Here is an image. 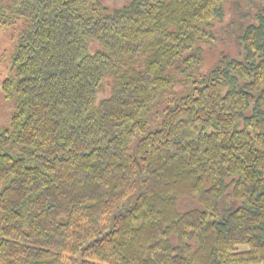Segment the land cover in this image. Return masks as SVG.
<instances>
[{"label":"trees","instance_id":"16d2710c","mask_svg":"<svg viewBox=\"0 0 264 264\" xmlns=\"http://www.w3.org/2000/svg\"><path fill=\"white\" fill-rule=\"evenodd\" d=\"M0 264H264V0H0Z\"/></svg>","mask_w":264,"mask_h":264},{"label":"rangeland","instance_id":"374dc122","mask_svg":"<svg viewBox=\"0 0 264 264\" xmlns=\"http://www.w3.org/2000/svg\"><path fill=\"white\" fill-rule=\"evenodd\" d=\"M21 22V20H18L0 29V128L8 127L12 111V103L3 98L1 84L4 78L10 77L13 74V71L10 69V61Z\"/></svg>","mask_w":264,"mask_h":264}]
</instances>
